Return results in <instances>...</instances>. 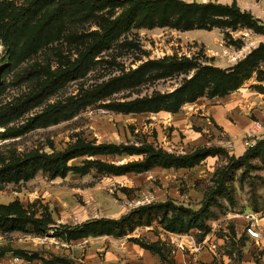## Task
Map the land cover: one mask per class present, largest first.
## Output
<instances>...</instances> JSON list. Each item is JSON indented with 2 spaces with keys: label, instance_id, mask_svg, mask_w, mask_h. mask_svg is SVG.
I'll return each instance as SVG.
<instances>
[{
  "label": "rangeland",
  "instance_id": "rangeland-1",
  "mask_svg": "<svg viewBox=\"0 0 264 264\" xmlns=\"http://www.w3.org/2000/svg\"><path fill=\"white\" fill-rule=\"evenodd\" d=\"M27 1L0 0V21L25 7ZM183 2L236 6L238 15L212 17L221 23L187 30L181 17L184 13L147 8L136 2L107 3L94 12H67L62 16L59 34L41 42L40 49L22 62L10 64L8 49L1 47L0 107H14L25 101L37 91L38 83L49 71L59 74L81 61L87 49L95 47L97 54L86 73L81 71L69 78L47 100L0 127V165L33 152H61L78 141L118 149L114 154L71 160V170L63 177L40 171L30 179L0 185V205L18 203L45 225L0 234V253L8 251L14 261L6 264H24L19 257L12 258L19 250L36 257L26 264H47L53 262L52 257L61 263L105 264V253L111 244L121 250L132 244L129 238L156 244L168 264H264L262 243L258 246L243 231V221L233 218L249 212L264 218V136L256 135L249 146L244 139L253 129L251 121H260L264 126V104L253 94L264 92V0ZM55 6L44 7L41 14H49ZM131 9L133 14L128 13ZM173 58L198 67L162 77L154 76L153 71L140 84L118 87L107 98L81 108L74 116L50 124L30 123L69 97L120 79L149 61ZM248 59H256L257 66L238 90L221 96L209 86L177 113L186 124L190 120L194 132H203L196 141L189 142L187 133L174 126L177 114L125 113L112 107L115 103L174 92L198 68L230 71ZM230 99L237 102L229 116L231 124L240 127L238 117L247 119L248 125L252 123L251 128L246 126L233 135L219 130L209 112L211 106ZM145 148L175 157L201 149L210 150L213 155L188 170L156 166L146 172L122 175L119 168L147 159L145 154H132L135 149ZM167 201L193 211L204 209V225L199 226L198 220V226L187 232L173 233L155 221L124 238L105 240L104 236L92 242L68 241L62 234L65 225L118 219L140 206ZM87 250L93 256L87 255ZM178 252L184 259L175 258Z\"/></svg>",
  "mask_w": 264,
  "mask_h": 264
},
{
  "label": "trees",
  "instance_id": "trees-1",
  "mask_svg": "<svg viewBox=\"0 0 264 264\" xmlns=\"http://www.w3.org/2000/svg\"><path fill=\"white\" fill-rule=\"evenodd\" d=\"M136 2L144 7H157L168 11L184 13L181 15L186 22V29L193 28L207 29L221 23L212 17L238 15L236 6L222 5H200L187 4L180 0H28L25 7H21L4 20L0 21V42L3 48L8 49L9 62L19 63L27 57L36 53L41 42H46L53 35H58L62 23V16L71 11L74 14L80 12H94L99 5L113 3L124 4ZM56 4L55 8L49 14H41L44 7ZM134 9L136 5L133 6ZM133 14V9L128 11ZM46 21H43V19ZM43 21V22H42ZM176 24V23H175ZM179 24V23H177ZM100 44V43H99ZM95 47H91L83 54V59L77 63L71 64L67 69L58 73L48 72L46 78L38 83L37 91L30 95L25 101L18 103L14 107H0V127L6 126L15 118H18L36 107L50 96L54 95L69 78L79 75L82 71L86 73L90 63L97 54ZM256 59H248L237 68L230 71H224L216 68H198V72L186 81L179 89L171 93H157L149 98H138L124 103H115L113 109L125 113H144L168 111L177 114L182 106L187 102H194L197 99L196 93L203 94L210 86L215 95L225 96L238 90L247 79L252 76ZM198 66L189 61L173 59H164L161 61H149L140 66L137 70L125 74L120 79L107 82L92 90H87L76 96L69 97L65 102L56 106L49 107L40 115L32 118L31 124H50L59 122L63 118L74 116L81 108L107 98L116 88L133 87L144 81L149 73H154L156 77L170 76L174 73H185ZM5 73H3L4 75ZM2 74H0V85L2 84ZM1 89V88H0ZM31 102V104H29ZM117 148L105 145L95 146L89 143L78 141L69 145L61 152L53 154L33 152L23 158H14L8 163L0 165V185L5 183L19 182L34 177L38 172L49 173L53 177L65 176L71 167L69 162L82 156H91L97 154H114ZM132 154H145L147 159L141 163H130L119 168L122 175L128 173L146 172L156 166L188 169L192 168L209 156L213 155L210 150L201 149L193 154L175 157L155 152L151 148L143 150L135 149ZM205 210L193 211L183 206H175L172 201L165 203H155L140 206L127 215L118 219H94L81 225H65L62 232L68 241L96 237H114L124 238L131 235L136 229L151 226L155 221H159L168 232L183 233L195 226L204 225ZM198 220L200 223L197 225ZM43 221L34 219L18 204L0 205V234L13 232H24L29 226L40 227ZM59 236V235H58ZM132 242L140 245L142 248L163 254L155 246L156 244L143 242L142 240L132 238ZM7 251H3L4 254ZM18 257L27 260H34L29 253L23 250L15 251ZM51 263L54 264H75L69 261L61 263L52 257Z\"/></svg>",
  "mask_w": 264,
  "mask_h": 264
},
{
  "label": "crops",
  "instance_id": "crops-1",
  "mask_svg": "<svg viewBox=\"0 0 264 264\" xmlns=\"http://www.w3.org/2000/svg\"><path fill=\"white\" fill-rule=\"evenodd\" d=\"M220 105H213L209 108V112L212 114V119L213 122L218 126V129L221 130L222 132H225L226 134H238L242 131H244V129L246 128V126L248 128L252 127V123L253 121H251L252 123H250L249 125L246 123L243 117H238L237 115H235V117H238V122L239 125H241L240 127H234L231 122H230V115L232 113L233 110H235L236 108V104L237 102L235 100H229L223 103H219ZM174 119V126H177L180 130L185 131V133H187V140L189 142H193L196 141L198 139H200L202 137L203 132L198 133V132H194L191 128V124H190V120L187 119V125L185 121H181L182 119V115H175ZM243 119L245 121V123L243 122ZM183 120V119H182ZM249 122V121H248ZM205 125V123H203ZM243 124V125H242ZM245 126V127H244ZM206 130V129H205ZM204 130V131H205ZM190 169V168H188ZM188 169H183V170H188ZM99 238H103V237H97V238H89V239H85V242H88L90 240V242H92L93 239H99ZM108 238V236H105V240ZM129 238V241L132 244H128L126 247H124L121 250H118L117 247L114 248L113 244H111V247L109 248V250H107V252L105 253V264H168L167 262H165L161 255H159L158 253H154L152 251H149L147 249L142 248L140 245L132 242ZM93 244V243H92ZM87 255L91 254L90 250H87ZM123 251H125V253H123ZM8 251L5 252L4 254L0 255V264H6L8 261H11L10 263H14L13 260H11V258L8 257ZM25 253H28L25 251ZM93 256V254H91ZM16 257H12V258H17ZM175 258H182L184 259V255H182V253L180 254L179 252L177 253V255L175 256ZM19 259L21 261L24 262V264L29 263L33 260H27L24 259L23 257H19ZM83 262V261H81ZM19 264V263H17ZM47 264H54L51 263L50 261L47 262Z\"/></svg>",
  "mask_w": 264,
  "mask_h": 264
},
{
  "label": "built area",
  "instance_id": "built-area-1",
  "mask_svg": "<svg viewBox=\"0 0 264 264\" xmlns=\"http://www.w3.org/2000/svg\"><path fill=\"white\" fill-rule=\"evenodd\" d=\"M59 2L61 0H53ZM180 1H196V0H180ZM264 25V16H263ZM3 45L0 42V49ZM264 86V83H261ZM255 96L261 99V103L264 104V92H253ZM253 129L248 132L244 139L245 145H253V140L257 136H264V126L260 121H254ZM233 218H240L243 221V231L245 234L252 239L258 246L262 243L264 247V218L255 212H249L245 214H235Z\"/></svg>",
  "mask_w": 264,
  "mask_h": 264
}]
</instances>
